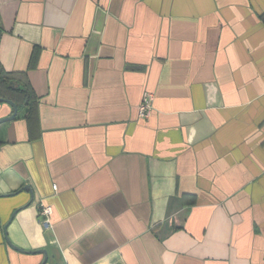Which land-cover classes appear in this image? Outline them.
I'll list each match as a JSON object with an SVG mask.
<instances>
[{
	"label": "crops",
	"instance_id": "0c3cea01",
	"mask_svg": "<svg viewBox=\"0 0 264 264\" xmlns=\"http://www.w3.org/2000/svg\"><path fill=\"white\" fill-rule=\"evenodd\" d=\"M0 68V264H264V0H0Z\"/></svg>",
	"mask_w": 264,
	"mask_h": 264
},
{
	"label": "trees",
	"instance_id": "16d2710c",
	"mask_svg": "<svg viewBox=\"0 0 264 264\" xmlns=\"http://www.w3.org/2000/svg\"><path fill=\"white\" fill-rule=\"evenodd\" d=\"M24 85V90L20 88V85ZM19 95V96H17ZM31 92L28 88V85L24 83L23 79L17 78L14 74L5 72L0 68V97L5 99H10L18 105V111L22 110L23 107L29 105L31 100ZM16 97H20V102L17 101ZM15 103V104H16ZM34 114V107L28 111V116Z\"/></svg>",
	"mask_w": 264,
	"mask_h": 264
},
{
	"label": "built area",
	"instance_id": "2783aa9c",
	"mask_svg": "<svg viewBox=\"0 0 264 264\" xmlns=\"http://www.w3.org/2000/svg\"><path fill=\"white\" fill-rule=\"evenodd\" d=\"M152 112V95L149 93H145L143 97V102L139 107V116L142 118H148ZM57 189V186H54ZM53 214V209L48 206H43L40 209V223L44 227H48L51 225V217Z\"/></svg>",
	"mask_w": 264,
	"mask_h": 264
},
{
	"label": "water",
	"instance_id": "95a60500",
	"mask_svg": "<svg viewBox=\"0 0 264 264\" xmlns=\"http://www.w3.org/2000/svg\"><path fill=\"white\" fill-rule=\"evenodd\" d=\"M0 103H7V104H9L10 106H12V108H13V114H12V116H9V117H7V118H2V119H0V124H1V123H4V122H6V121L13 120V119L16 117L17 113H18V107H17V105H16L12 100H10V99H5V98H1V97H0ZM40 253H43V254L45 255V260H44V262H46V261H47V255H46V252H45V251H41Z\"/></svg>",
	"mask_w": 264,
	"mask_h": 264
}]
</instances>
